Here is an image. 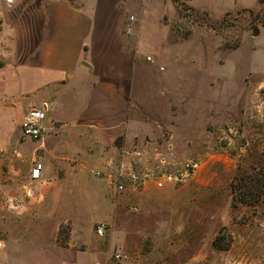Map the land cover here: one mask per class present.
<instances>
[{
    "label": "rangeland",
    "instance_id": "1",
    "mask_svg": "<svg viewBox=\"0 0 264 264\" xmlns=\"http://www.w3.org/2000/svg\"><path fill=\"white\" fill-rule=\"evenodd\" d=\"M4 1L0 0V178L30 179L32 162L38 161L43 175L33 182L57 180L64 175L59 166L62 156L86 169L78 171L80 178L73 177L68 185L59 184L46 228L27 233L18 242L14 240L18 235L11 237L6 249H0V260L11 264H264L262 3L194 0L198 9L180 14L172 0H165L157 8L146 9L143 31H166L161 35L168 41L174 32L178 39L169 43L174 59L155 60L157 54L150 46L142 47L149 77L136 75L134 82L152 88L143 89L141 107L147 110H132L130 125L136 126L134 120L141 113L143 118L151 116L153 123L140 125L148 131L145 137L131 138L130 133L94 145L73 135L63 138L50 133L48 112L41 122L46 128L42 137L23 134L25 106L42 105L41 93L32 89L38 70L21 63L38 39L42 9L38 0L31 9ZM156 13L164 15L165 27L156 25ZM129 15L139 19L134 9ZM253 27H258L257 34H252ZM187 30L190 34L182 37ZM153 89L161 99L154 97ZM6 102L15 107H3ZM42 140L45 148L39 145ZM76 151L81 154L74 155ZM50 160L59 171L55 176ZM92 169L112 173L125 189L115 192ZM40 192L31 189L32 204H43ZM57 219L63 220L55 242L65 250L53 246L52 226ZM99 224L105 226L102 236L96 232Z\"/></svg>",
    "mask_w": 264,
    "mask_h": 264
},
{
    "label": "crops",
    "instance_id": "2",
    "mask_svg": "<svg viewBox=\"0 0 264 264\" xmlns=\"http://www.w3.org/2000/svg\"><path fill=\"white\" fill-rule=\"evenodd\" d=\"M13 1L26 4L31 9L34 0ZM164 1L38 0V6L42 9L38 39L21 63H27L26 68L34 67L38 70V81L32 89L41 93V106L46 107L45 117L49 113L46 127L50 133H59L63 138L73 135L91 140L94 145L99 140L110 141L118 135H123L124 138L130 133L131 138L146 136L148 131L140 125L151 122V116L143 118L141 113L138 120H134L136 126L130 125L133 123L132 110H147L141 107L144 103L142 91L152 88L136 86L134 82L136 75L141 78L149 75V72L144 71L142 47L144 43L149 45L157 54L155 60L159 61L164 57L174 59L175 50L169 43L178 39L174 32H171V41H168L161 35L166 31L161 30L160 34L158 30L155 34L143 31L142 17L146 14V9L154 5L157 8ZM187 2L198 9L194 0ZM132 9L137 11L138 20L129 15ZM155 16L158 17L155 18L156 25L165 27L164 15L159 17L156 13ZM155 60L149 62L153 63ZM151 92L157 100L161 99L158 90L153 89ZM33 105L35 106L29 102L25 111ZM10 106L15 107L14 103L7 102L3 107ZM155 125L158 126V123ZM39 145L46 147L43 140ZM86 148L89 150L91 146L86 145ZM89 151L92 154V149ZM73 154L78 156L81 153L76 151ZM67 158L62 156L60 159L63 160L59 166L64 175L57 180L33 182L43 175L41 170L40 178H31L30 170L34 161L29 169L31 180L0 178V235L5 236L0 237V249H6L7 240L14 235L19 236L14 238L18 242L24 240L21 237L27 233H36L46 228L44 224L53 216L56 194L61 187L59 184L66 181L68 185L73 177L80 178L78 173L86 169L67 163ZM50 162L52 175L59 174L53 167V161ZM35 188L41 189V205L31 203V189ZM52 196L55 199L51 201ZM62 220H53L52 236L55 243L53 246L65 250V247L55 242ZM0 264L11 263L0 260Z\"/></svg>",
    "mask_w": 264,
    "mask_h": 264
},
{
    "label": "built area",
    "instance_id": "3",
    "mask_svg": "<svg viewBox=\"0 0 264 264\" xmlns=\"http://www.w3.org/2000/svg\"><path fill=\"white\" fill-rule=\"evenodd\" d=\"M7 3H11L13 0H5ZM147 60L152 61L151 56L146 57ZM46 107H38V106H30L28 110L25 112L22 121L21 127L24 135H27L31 139H38L42 137L44 127L41 122L45 118ZM42 170V164L38 161L33 162V166L30 170V176L33 179L40 178ZM91 172L99 177H105L109 183L113 185V189L115 192H121L125 189L124 183L118 180V177L113 176L112 173L102 171L100 169L91 170ZM189 174V173H187ZM186 176V174H184ZM171 179V176L168 177ZM176 179L181 180V178L177 177ZM162 183L158 181V186H161ZM96 232L99 236L104 235L105 226L104 224L97 225ZM117 258H120V253H116Z\"/></svg>",
    "mask_w": 264,
    "mask_h": 264
},
{
    "label": "trees",
    "instance_id": "4",
    "mask_svg": "<svg viewBox=\"0 0 264 264\" xmlns=\"http://www.w3.org/2000/svg\"><path fill=\"white\" fill-rule=\"evenodd\" d=\"M184 1L186 0H172V2L177 5L179 11H180V14L183 13L184 11H194L195 12V9L193 7H191L190 5L188 6ZM258 2L262 3V11H264V0H258ZM258 27H253L252 28V34H257L259 31H258ZM190 34V30H187L185 31L183 34H182V37H187L188 35ZM245 179V177H244ZM242 179V180H244ZM263 194H264V191H263ZM68 237V236H67ZM216 246L220 249H224L225 247H227L226 245H217Z\"/></svg>",
    "mask_w": 264,
    "mask_h": 264
}]
</instances>
